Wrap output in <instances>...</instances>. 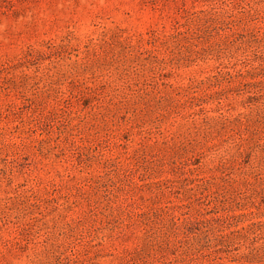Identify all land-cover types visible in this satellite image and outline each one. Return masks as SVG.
<instances>
[{
  "label": "rangeland",
  "instance_id": "374dc122",
  "mask_svg": "<svg viewBox=\"0 0 264 264\" xmlns=\"http://www.w3.org/2000/svg\"><path fill=\"white\" fill-rule=\"evenodd\" d=\"M0 264H264V0H0Z\"/></svg>",
  "mask_w": 264,
  "mask_h": 264
}]
</instances>
